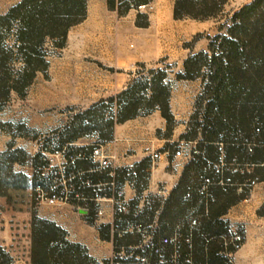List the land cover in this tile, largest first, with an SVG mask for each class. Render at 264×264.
Returning a JSON list of instances; mask_svg holds the SVG:
<instances>
[{"label":"crops","instance_id":"0c3cea01","mask_svg":"<svg viewBox=\"0 0 264 264\" xmlns=\"http://www.w3.org/2000/svg\"><path fill=\"white\" fill-rule=\"evenodd\" d=\"M19 1L14 0L9 6ZM163 1H167L165 16H162ZM174 2L175 0H85V17L69 28L66 41L72 28L84 29L88 22L92 23L97 48L82 55L75 68L90 71L91 75L85 78L84 86L93 91L86 95L85 106L76 111H61L53 126L50 125L44 131H34L35 138L29 141L28 148H21L32 157L38 155L41 162L14 163L13 171L23 173L28 178V183L25 188H11L7 191L33 192L35 176L32 168L41 164L44 158L38 151L65 148L70 155L77 157L89 154L92 144L99 143L114 157L111 166L97 170V163L91 159L76 158L70 162L63 170L71 189L70 194L73 197L88 198L92 195L90 185L113 182L123 192L124 209L122 213L116 214L112 203L106 202L104 215L96 221L93 209L90 211L91 216L80 212L79 207L83 203L81 200L34 208L30 193V198L25 199L21 220L19 221L18 213H15V223L10 224L4 237L0 235V246L12 258L11 264H32L30 222L33 215L54 223L64 232L68 242L80 245L85 249L86 255L98 264H110L113 261L123 264H151L153 256L144 249L155 237L171 234V227L186 230V226H195L198 264H206L202 248V237L206 235V231H220L233 226L243 233L246 240L263 237L264 216L257 211L264 205V156L257 154L258 149L264 152V145L240 159L242 163L234 155L227 156L222 144L218 146L214 159L206 154V141L202 140L201 133L196 137H191L189 133L190 117L201 89L200 80L177 79L174 85L169 86V112L172 116L169 124L156 107L149 111L141 110L135 116L114 123L107 138L101 137L97 129L81 133L69 131L77 112L115 96L131 84L130 79L123 78L119 81L120 77H114L111 73L122 74L134 64L157 60V38L152 36L153 48L147 51L143 31L154 24H167L177 20L173 18ZM141 5H151V13L139 10ZM127 15L130 16L131 28L126 31L122 20ZM142 18L143 22H139ZM126 39H132V43L128 45ZM118 40L121 44L116 46ZM206 49L199 48L189 55ZM49 55L54 56L52 53ZM47 61L49 66L50 62ZM165 82L167 83L166 78ZM194 85L196 90L188 89L184 95H178L181 87ZM180 100L183 101L181 104ZM110 110L115 113L116 107L112 105ZM9 143L12 141L7 142L5 149ZM178 147H182L184 155L175 157L174 152ZM150 150L162 153V158L157 162L151 161ZM129 164L133 168L130 169ZM222 164L238 170V173L232 175L235 185L226 193L214 186L209 187L212 202L206 208V186L201 177L212 175ZM249 178H257L256 185L250 191L243 186ZM1 196L0 194V198ZM192 220L196 221L194 225L189 224ZM0 226L1 232L8 227V221L1 211ZM13 226L18 230H12ZM143 257L147 260L142 261Z\"/></svg>","mask_w":264,"mask_h":264},{"label":"trees","instance_id":"16d2710c","mask_svg":"<svg viewBox=\"0 0 264 264\" xmlns=\"http://www.w3.org/2000/svg\"><path fill=\"white\" fill-rule=\"evenodd\" d=\"M226 2L175 0L173 18H217ZM85 13V0H20L6 12L0 13V110L12 92L21 93L31 84L37 72L47 69L49 51L46 44L62 48L69 28L80 22ZM207 40L206 51L189 55L183 61L182 72L176 75L177 79H200L202 84L190 117L189 133L191 137L201 133L202 140L206 141V154L212 159L222 144L227 156L234 155L241 162L240 159L264 145V0H250L237 7L216 33L207 36ZM16 62H20L21 67L16 68ZM149 72L156 74L135 79L117 95L77 112L70 133L97 129L101 137L107 138L114 123L135 116L141 110L149 111L156 107L168 124L171 123L170 88L165 82L166 72H155L153 69ZM112 105L116 107L115 113L110 110ZM107 112L109 114L106 115ZM5 126L2 124L1 129L6 130ZM246 141L251 142V151ZM259 155L264 156L261 149H258ZM40 162L38 155L32 157L23 148H14V144L9 143L7 149L0 152V194L11 188L27 186L28 178L21 172L13 171L14 163ZM234 173H238V170L233 172L230 166L225 165L224 176L231 177L234 182L225 191L215 183L205 184L206 178L213 180L218 175L216 170L212 175L201 177L206 186V208L212 202L209 187L228 192L235 185ZM34 178L36 181L37 178ZM257 212L264 216V205ZM87 216H91V213ZM194 227L186 226V230L171 227V234L155 237L144 249L153 256L151 264L157 263L152 243L173 235L177 230L191 239V246L181 243L178 264H187L186 258L198 264ZM226 230L206 231L202 237L206 264H229L222 253L224 247L219 239ZM30 238L32 264H98L86 255L80 245L68 242L64 232L54 223L35 215L30 222ZM162 250L168 258L165 264H173L170 262L172 245H163ZM11 262L12 258L0 246V264Z\"/></svg>","mask_w":264,"mask_h":264},{"label":"rangeland","instance_id":"374dc122","mask_svg":"<svg viewBox=\"0 0 264 264\" xmlns=\"http://www.w3.org/2000/svg\"><path fill=\"white\" fill-rule=\"evenodd\" d=\"M13 1L0 0V13ZM249 1L227 0L222 13L213 19L193 20L184 18L175 21L171 19L172 23L152 25L151 28L143 31L146 41L144 47L147 51L153 48L152 36L155 35L157 38L155 42L157 60L141 65L134 64L129 71L122 74L116 72L111 74L114 77H120L118 78L119 81L124 78V80L130 79L132 83L135 79L141 80L156 74L149 72L152 69L155 72L164 70L167 84L169 86L174 85L177 80L176 75L182 72L186 55L199 48H207V36L216 33L219 26L228 20L237 7ZM166 4L167 1H163L162 16H165ZM138 9L149 14L153 7L148 5ZM143 20L142 18L139 22H143ZM122 24L126 31L127 28L130 29V16L127 15L122 20ZM93 30L95 29L90 22L84 29L72 28L62 49L56 48L50 43L46 44L45 47L49 54H54V56L48 55L46 57L50 62L47 69L44 72H37L31 84L21 93L12 92L9 100L0 110V152L6 150V144L9 141H12L16 148H28L29 141L35 138L34 131H44L50 125L53 126L61 111H76L86 105L84 103L87 99L86 95L92 93L93 89L85 87L84 81L91 73L88 70L75 67L82 55H87L86 53L97 48ZM125 41L128 45L132 43V39ZM118 44H121L119 40L116 41L115 45ZM14 66L16 68L21 67V63L16 62ZM199 80L195 79L197 82ZM195 88V85L188 88L181 87V92L178 95L181 96V93L184 95L183 93H186L188 89L196 90ZM182 102V100L179 101L180 104ZM2 124L6 125V130L1 129ZM30 193L33 196L34 207L33 192L6 190L1 194L0 211L3 212L4 218L8 221V227L1 232L2 227L0 226V235L5 236L10 224L15 223V213H18L19 221L21 220V213L25 208L24 202L27 197L30 198ZM10 218L13 220L11 221ZM11 229L18 230L14 226ZM258 239V237L249 240L244 239L242 247L234 254L232 264H264V234L261 239Z\"/></svg>","mask_w":264,"mask_h":264},{"label":"built area","instance_id":"2783aa9c","mask_svg":"<svg viewBox=\"0 0 264 264\" xmlns=\"http://www.w3.org/2000/svg\"><path fill=\"white\" fill-rule=\"evenodd\" d=\"M147 5H141L138 8H145ZM248 150L251 151V142L246 141ZM196 151H192L195 153ZM38 154L44 156L43 162L32 168V174L37 178L33 184L34 195V207L41 205H63L70 203L74 199L81 200L83 203L79 209L84 210L86 214L91 213V209L94 210L96 221L104 215V203H112L114 212L120 214L124 209L123 192L117 188L113 182L110 183H97L90 185L92 189L91 197H73L70 192L71 189L68 185V179L63 175V170L76 158L83 160H93L97 163V170L104 169L111 166V161L114 158L109 155L99 143L92 144L91 152L89 154H80L77 157L70 155L67 149H56L53 151H38ZM36 153V154H37ZM150 159L153 162H157L162 158V153L158 151H149ZM182 147H178L174 152L175 157L183 156ZM133 168L132 164L128 166ZM225 165H220L217 169L218 175L212 180L205 179V184L215 183L222 187L225 191L228 186L233 185L234 182L229 176H224L223 172ZM236 172L237 169H232ZM257 183V178L246 179L243 186L247 187L250 191ZM196 221L192 220L191 224H195ZM138 231H141L138 228ZM224 250L223 255L226 257L229 264L233 263V257L236 251H238L244 243V235L237 227H228L226 232L219 236ZM181 243L191 246V239L188 236H183L177 230L173 235L169 237H163L157 243H152L153 252L157 255L156 264H165L168 262V258L163 253V245H172L173 252L171 253L170 262L178 264L180 257V245ZM142 261H146L145 257L141 258ZM187 264H194L190 258H186ZM110 264H123L120 261H113Z\"/></svg>","mask_w":264,"mask_h":264},{"label":"water","instance_id":"95a60500","mask_svg":"<svg viewBox=\"0 0 264 264\" xmlns=\"http://www.w3.org/2000/svg\"><path fill=\"white\" fill-rule=\"evenodd\" d=\"M80 212H82V213H85V211H84V210H81Z\"/></svg>","mask_w":264,"mask_h":264}]
</instances>
